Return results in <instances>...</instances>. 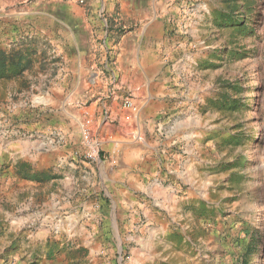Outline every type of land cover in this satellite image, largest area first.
Listing matches in <instances>:
<instances>
[{
    "label": "rangeland",
    "instance_id": "1",
    "mask_svg": "<svg viewBox=\"0 0 264 264\" xmlns=\"http://www.w3.org/2000/svg\"><path fill=\"white\" fill-rule=\"evenodd\" d=\"M165 1L173 104L132 192L87 156L94 97L67 95L57 24L26 9L90 1L0 0V264H264V0Z\"/></svg>",
    "mask_w": 264,
    "mask_h": 264
},
{
    "label": "crops",
    "instance_id": "2",
    "mask_svg": "<svg viewBox=\"0 0 264 264\" xmlns=\"http://www.w3.org/2000/svg\"><path fill=\"white\" fill-rule=\"evenodd\" d=\"M89 1L80 7L64 2L55 9V18V11L46 7L26 9L32 14L42 10L57 24L53 36L67 95L94 97L85 112L96 123L99 151L115 160L101 176L135 192L157 161L148 139L154 121L173 104L166 64L171 59V18L177 14L163 6L165 0ZM127 99L136 105L135 112L123 106ZM95 160L96 165L102 162L99 156Z\"/></svg>",
    "mask_w": 264,
    "mask_h": 264
},
{
    "label": "built area",
    "instance_id": "3",
    "mask_svg": "<svg viewBox=\"0 0 264 264\" xmlns=\"http://www.w3.org/2000/svg\"><path fill=\"white\" fill-rule=\"evenodd\" d=\"M123 106L131 109L134 112L137 110L136 105L128 99L123 102ZM88 126L89 121H83L81 123V134L86 148L88 149L87 156L91 159H95L97 153L99 152V143L92 139Z\"/></svg>",
    "mask_w": 264,
    "mask_h": 264
},
{
    "label": "trees",
    "instance_id": "4",
    "mask_svg": "<svg viewBox=\"0 0 264 264\" xmlns=\"http://www.w3.org/2000/svg\"><path fill=\"white\" fill-rule=\"evenodd\" d=\"M229 20V19H228Z\"/></svg>",
    "mask_w": 264,
    "mask_h": 264
}]
</instances>
